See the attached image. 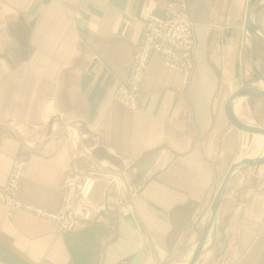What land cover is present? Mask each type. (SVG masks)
<instances>
[{"label": "crops", "instance_id": "0c3cea01", "mask_svg": "<svg viewBox=\"0 0 264 264\" xmlns=\"http://www.w3.org/2000/svg\"><path fill=\"white\" fill-rule=\"evenodd\" d=\"M181 0L0 2V187L14 161H28L18 197L61 208L68 176L98 174L93 221L56 232L0 201V261L6 264H172L193 253L233 163L264 152L262 136L237 128L226 104L264 82V38L245 28L248 0H187L196 23L187 81L153 54L136 109L114 97L126 82L150 15ZM264 31V0L254 7ZM264 127V95L234 102ZM136 171L124 173V164ZM112 177L121 183H112ZM195 264H264V163L237 171Z\"/></svg>", "mask_w": 264, "mask_h": 264}, {"label": "built area", "instance_id": "2783aa9c", "mask_svg": "<svg viewBox=\"0 0 264 264\" xmlns=\"http://www.w3.org/2000/svg\"><path fill=\"white\" fill-rule=\"evenodd\" d=\"M5 0H0V2ZM166 16L150 15L144 23V34L134 56L133 67L126 82L119 83L114 97L131 109L139 103L143 78L150 66L153 54L163 56L165 64L179 71L187 81L194 70L197 49L196 23L192 19L187 0L169 3L165 8ZM124 164V173L136 171L132 163ZM28 161L17 159L8 175L6 184L0 187V201L7 208V215H13L19 209H26L50 218L54 230L62 232L72 230L79 225L93 221L95 204L89 196L98 174L89 173L82 179L68 176L60 186L63 193L61 208L50 212L25 203L18 197L20 183L26 175ZM112 183L120 184V179L112 177ZM0 264H6L0 261Z\"/></svg>", "mask_w": 264, "mask_h": 264}, {"label": "water", "instance_id": "95a60500", "mask_svg": "<svg viewBox=\"0 0 264 264\" xmlns=\"http://www.w3.org/2000/svg\"><path fill=\"white\" fill-rule=\"evenodd\" d=\"M258 0H248L247 5V13H246V22H245V28L247 32L249 33L251 39H252V55L253 60L256 58V38L257 37H263L264 38V31L260 28V26L257 24L255 18H254V7ZM254 71L256 74L260 77V79L264 82V74L261 71H258L256 67L254 66ZM261 94L264 95V87L259 88L251 83H246L243 85L240 89H238L234 94L230 96V98L227 101L226 104V113L231 121L232 124H234L237 128L247 131L249 133L257 134V135H263L264 136V127L261 125H258L256 123H250L242 121L234 112V102L239 97L245 96V95H256ZM264 163V152L255 157V158H243L240 161L233 163L227 174L225 175L215 197L212 202L211 208H210V214L208 217V220L204 226V229L202 231L201 237L191 254V256L188 258L185 264H195L198 258L201 256L207 240L208 236L214 226L218 209L220 207V203L224 197V194L226 192L227 186L232 178V176L239 170L245 169L247 167H252L256 165H260ZM144 260L143 254H138L129 264H142Z\"/></svg>", "mask_w": 264, "mask_h": 264}, {"label": "bare ground", "instance_id": "6f19581e", "mask_svg": "<svg viewBox=\"0 0 264 264\" xmlns=\"http://www.w3.org/2000/svg\"><path fill=\"white\" fill-rule=\"evenodd\" d=\"M261 136H262L263 141H264V136H263V135H261ZM259 137H260V135H259ZM187 260H188V259H186V260H184V261H181V262H182L183 264H185Z\"/></svg>", "mask_w": 264, "mask_h": 264}, {"label": "rangeland", "instance_id": "374dc122", "mask_svg": "<svg viewBox=\"0 0 264 264\" xmlns=\"http://www.w3.org/2000/svg\"><path fill=\"white\" fill-rule=\"evenodd\" d=\"M172 264H179V263H172Z\"/></svg>", "mask_w": 264, "mask_h": 264}]
</instances>
